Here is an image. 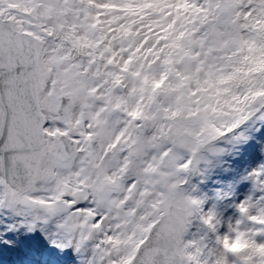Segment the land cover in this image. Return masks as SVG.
<instances>
[{
	"label": "snow or ice",
	"instance_id": "snow-or-ice-1",
	"mask_svg": "<svg viewBox=\"0 0 264 264\" xmlns=\"http://www.w3.org/2000/svg\"><path fill=\"white\" fill-rule=\"evenodd\" d=\"M257 133L264 0H0V264H264L194 181Z\"/></svg>",
	"mask_w": 264,
	"mask_h": 264
},
{
	"label": "rangeland",
	"instance_id": "rangeland-1",
	"mask_svg": "<svg viewBox=\"0 0 264 264\" xmlns=\"http://www.w3.org/2000/svg\"><path fill=\"white\" fill-rule=\"evenodd\" d=\"M233 154L238 156V163L232 162ZM263 157L264 139L258 133L248 142L236 145V149L229 146V150L206 170L204 178H194L200 188L198 195L208 198L206 209L215 206L225 219L238 218L239 213L235 206L245 199L252 189L251 181L244 180L243 177L260 164H264ZM218 193L224 194L223 199H218Z\"/></svg>",
	"mask_w": 264,
	"mask_h": 264
},
{
	"label": "clouds",
	"instance_id": "clouds-1",
	"mask_svg": "<svg viewBox=\"0 0 264 264\" xmlns=\"http://www.w3.org/2000/svg\"><path fill=\"white\" fill-rule=\"evenodd\" d=\"M222 240L227 244L230 249H234L236 251L243 250L244 244L246 242V237L241 236L237 239L235 232L229 233L227 230L222 234Z\"/></svg>",
	"mask_w": 264,
	"mask_h": 264
},
{
	"label": "bare ground",
	"instance_id": "bare-ground-1",
	"mask_svg": "<svg viewBox=\"0 0 264 264\" xmlns=\"http://www.w3.org/2000/svg\"><path fill=\"white\" fill-rule=\"evenodd\" d=\"M10 260L12 261H15L16 259H19V257L17 256L16 253L12 254L10 257H9Z\"/></svg>",
	"mask_w": 264,
	"mask_h": 264
}]
</instances>
